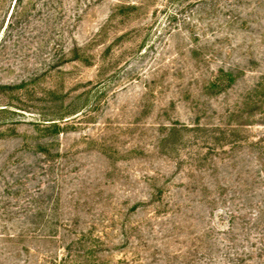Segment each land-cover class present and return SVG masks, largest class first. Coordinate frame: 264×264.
Segmentation results:
<instances>
[{
	"label": "rangeland",
	"instance_id": "1",
	"mask_svg": "<svg viewBox=\"0 0 264 264\" xmlns=\"http://www.w3.org/2000/svg\"><path fill=\"white\" fill-rule=\"evenodd\" d=\"M188 2L0 0V264H224L205 230L264 187V0Z\"/></svg>",
	"mask_w": 264,
	"mask_h": 264
},
{
	"label": "trees",
	"instance_id": "2",
	"mask_svg": "<svg viewBox=\"0 0 264 264\" xmlns=\"http://www.w3.org/2000/svg\"><path fill=\"white\" fill-rule=\"evenodd\" d=\"M172 1L175 2L176 0ZM190 1L193 2H188L187 7L196 4H206L207 1H211L213 5L216 3L220 5L222 0ZM17 4L21 6L23 0H16ZM13 15H11V18ZM176 16L172 18L175 19ZM233 79L232 73H224L222 71L215 82L231 81L232 83ZM246 125L248 124H236L232 128L230 127L232 130H229V132L232 133L233 137H237V133L241 132L240 130L244 129ZM52 127L59 129V126L56 124ZM238 141L237 138H234L232 143L236 144ZM251 146L255 147L258 152L256 158L258 160H264V138H260L257 142L252 141ZM246 192L245 197H240V204H236L238 208L234 212L225 215L228 218V228L224 230L217 229L216 231V228L213 227L205 230L204 237L210 241L214 238L215 242L208 245L206 249L208 254L204 253L203 256L212 259L219 257L224 264H264V187L261 191V199H256L255 197L254 184L251 188L247 187ZM31 218L33 219L31 225H35L37 228L28 230L26 234L36 236L43 241L59 239V229L66 227H62L61 224L55 222L49 224V226L48 224H42L41 219H45V216L41 214L34 215ZM221 218H224V216H221ZM45 223H49V221L47 220ZM47 227L50 228L47 229ZM85 238L86 236L82 234L81 239L78 238L76 240L79 241L77 244L82 243ZM74 244L75 241L64 247L66 255L61 260L55 259L53 264H94L86 255L88 254L87 251L82 252V250H79L75 252L73 249Z\"/></svg>",
	"mask_w": 264,
	"mask_h": 264
}]
</instances>
